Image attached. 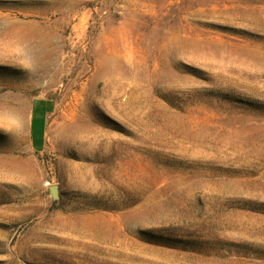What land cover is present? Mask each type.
<instances>
[{"label":"rangeland","instance_id":"rangeland-1","mask_svg":"<svg viewBox=\"0 0 264 264\" xmlns=\"http://www.w3.org/2000/svg\"><path fill=\"white\" fill-rule=\"evenodd\" d=\"M0 264H264V0H0Z\"/></svg>","mask_w":264,"mask_h":264},{"label":"water","instance_id":"water-1","mask_svg":"<svg viewBox=\"0 0 264 264\" xmlns=\"http://www.w3.org/2000/svg\"><path fill=\"white\" fill-rule=\"evenodd\" d=\"M48 193L51 196L53 200H56L58 198V189L56 185H50L48 186Z\"/></svg>","mask_w":264,"mask_h":264}]
</instances>
